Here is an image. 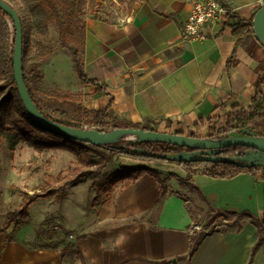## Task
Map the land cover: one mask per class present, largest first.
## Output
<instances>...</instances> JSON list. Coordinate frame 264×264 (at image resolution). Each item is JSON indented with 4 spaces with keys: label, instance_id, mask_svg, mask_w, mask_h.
I'll return each instance as SVG.
<instances>
[{
    "label": "crops",
    "instance_id": "0c3cea01",
    "mask_svg": "<svg viewBox=\"0 0 264 264\" xmlns=\"http://www.w3.org/2000/svg\"><path fill=\"white\" fill-rule=\"evenodd\" d=\"M193 1L135 0L122 16L86 18L84 71L96 80L82 83L86 107L108 106L120 122L203 136L233 106L246 110L264 78V47L253 32L235 35L228 14L206 24L203 37L184 38ZM220 2L243 19L264 4ZM123 166L146 170L126 186L118 181L96 202H77L78 216L59 213L55 201L60 215L48 227L49 202L30 232L20 225L0 233V264H264V242L252 254L260 229L242 214L264 208L262 172L257 179L219 178L182 165ZM148 170L172 175L163 195ZM209 214L228 215L206 225Z\"/></svg>",
    "mask_w": 264,
    "mask_h": 264
},
{
    "label": "trees",
    "instance_id": "16d2710c",
    "mask_svg": "<svg viewBox=\"0 0 264 264\" xmlns=\"http://www.w3.org/2000/svg\"><path fill=\"white\" fill-rule=\"evenodd\" d=\"M27 5L28 13L30 14L34 24L35 32V59L31 61L27 68H23V80L25 86L30 94L31 99L36 104L37 108L47 117H59L66 121L83 123H92L97 130L105 131V126L108 119L112 121L111 129L120 127L141 128L144 130H154L147 123H127L120 122L112 118L108 112V106L99 107L95 110L89 111L84 107L79 99V96L71 92H63L57 88H52L48 91L44 90L42 80L44 73L41 69V63L49 58L51 50L46 41L48 34V24L54 21L58 29V40L60 45L65 48L73 63V69L81 83H95L96 80L89 78L84 71V49H85V19L83 18V3L85 0H23ZM135 0H129L126 8L128 12ZM254 14V13H253ZM8 16L7 13L0 7V18ZM231 19L227 22L232 26L234 33L237 36H243L246 33H252L251 18L243 19L235 14L228 12ZM253 16V15H252ZM233 56V55H232ZM228 59L227 64L229 65ZM0 80H3L0 85V135L3 133H12L16 139L27 142L34 146L37 150L50 148H63L72 151L80 164H77L73 169L76 173L74 178H70L71 172H67L62 176L66 178L62 184H57L54 180L58 176H51L48 180L47 186L40 191L26 192L22 199L20 207L8 214L6 220L0 226V233H4L10 226L12 230L22 225L30 217L29 206L39 197H50L56 193L65 194V187L73 182H79L89 174H82L78 171L83 162H87L88 149L81 145V141L70 139L71 143L67 144L64 139L66 137L50 131L35 122L25 109L18 93L16 83L13 79V62L10 50L0 43ZM9 85L13 90V94L5 93L2 90L3 86ZM258 92L253 96L251 104L246 110H240L238 106H233L231 112L222 123L219 120L213 121L210 125V132L207 136L223 135L232 130H241L243 128H250L255 134H264V78L257 81ZM96 93H101L97 90ZM91 118L88 120V117ZM190 135L196 136L191 133ZM131 147H141L150 151H157L163 153H175L181 150L192 151L191 148L161 142V141H142L130 144ZM242 146H229L224 155L234 154V151ZM109 152V156H103L100 167H103L111 162L112 155L117 153L128 154L133 157H145L148 159H158L152 156H145L141 153L125 151L123 149H116L104 147ZM88 161L93 163V159ZM95 163V162H94ZM182 166L200 170L206 175L219 178H231L240 173L253 172L256 173L263 166L242 167L228 162L217 161H193V162H178ZM144 167H130L117 170L113 172L110 178V184L105 188L109 191L112 186L120 180L122 186L128 185L135 180L143 171ZM153 175L158 183L160 195H163L167 190V181L172 177L171 174L162 175L157 171L148 170ZM117 174V175H116ZM248 215L251 221L260 229V237L252 248V254L264 242V223L256 216L249 213H242ZM228 214H217L212 219L219 218ZM211 222L208 221L206 225ZM193 250V249H192Z\"/></svg>",
    "mask_w": 264,
    "mask_h": 264
},
{
    "label": "rangeland",
    "instance_id": "374dc122",
    "mask_svg": "<svg viewBox=\"0 0 264 264\" xmlns=\"http://www.w3.org/2000/svg\"><path fill=\"white\" fill-rule=\"evenodd\" d=\"M13 6L18 12L22 29H23V68H27L28 64L35 59V32L32 28L34 21L27 10V5L23 0H5ZM129 0H85L83 3V18L92 17H108L110 15L122 16L126 13V8ZM15 38V30L11 19L8 16L0 18V43L10 50L13 54V45ZM46 41L49 44L51 55L47 60L41 63V69L44 73L42 80L44 90L48 91L52 88H57L63 92H71L79 96L80 101L86 107V100L88 97L87 92L83 90L82 83L79 81L73 69L72 59L68 51L63 48L58 40V29L54 21L48 24V34ZM3 80H0V85ZM2 90L5 93L13 94V88L9 85L3 86ZM54 119L62 121L67 124L80 126L84 128H95L92 124L87 122L75 123L66 121L59 117L54 116ZM91 116L88 117V120ZM226 119V118H225ZM225 119L220 120L224 123ZM112 121L108 119L105 126V131L111 130ZM154 130L160 131L156 128ZM242 130V129H241ZM162 131V130H161ZM239 131V130H237ZM227 134V133H226ZM189 135V134H186ZM196 136L204 137L196 133ZM129 137H121L119 140L112 142V144H125L129 141ZM67 144H70V138L64 139ZM81 145L85 146L89 151L87 155V162H83L78 171L82 174H89L87 177L79 182H73L65 187V194L59 192L46 197H39L31 205L32 219L27 220L22 224L23 231L30 232L33 224L38 220L39 213L43 212L42 209L51 202V207L45 213L44 223L48 227L52 226L57 219L59 206L56 207L55 201L60 202L62 205L59 213L67 214L69 212L74 215L78 214V209H75L77 202H84L86 205L98 201L105 188L110 184V176L113 172L121 170L119 164L127 165L137 161L138 163L147 165H166L172 168H178L180 163L169 159H148L145 157H133L128 154L117 153L112 155L111 162L103 167L100 163L103 156H109V152L104 147L107 145H94L81 141ZM93 159V163L88 161ZM95 162V163H94ZM80 164L76 154L72 151L63 148H50L37 150L34 146L27 142H23L15 138L12 133H3L0 135V226L6 220L8 214L18 209L22 203V199L26 192L32 193L33 191H40L47 186L48 180L51 176H60L54 180L57 184L65 182L66 178H62L64 174L72 171V169ZM130 168V167H124ZM264 175V168L259 170ZM77 173V172H76ZM76 173L71 172L70 178H74ZM250 176H254L253 172H244ZM117 175V174H116ZM257 179V178H256ZM87 180V181H86ZM257 182V181H256ZM263 187V183H260ZM74 204V205H73ZM78 205V204H77ZM213 214H209L205 221H209ZM259 220L264 223V208L259 214H254ZM223 219L222 217L216 220ZM213 223L211 224V227ZM12 227V226H10ZM40 229V228H39Z\"/></svg>",
    "mask_w": 264,
    "mask_h": 264
},
{
    "label": "water",
    "instance_id": "95a60500",
    "mask_svg": "<svg viewBox=\"0 0 264 264\" xmlns=\"http://www.w3.org/2000/svg\"><path fill=\"white\" fill-rule=\"evenodd\" d=\"M0 7L11 19L15 30L12 62L13 79L16 83L17 93L25 109L39 125L70 139L94 145H107L110 148L123 149L155 158L169 159L177 162L217 161L228 162L242 167H264V134H255L250 128H243L241 131L232 130L227 134L219 136L201 137L132 127L99 131L95 128H84L67 124L45 116L31 99L23 80V29L20 16L16 9L5 0H0ZM251 27L254 37L264 47V4L254 12L251 19ZM121 137H129L130 140L125 144H112V142L119 140ZM142 141H161L193 150L163 153L146 150L138 146H130V144ZM229 146H242L246 147L247 150L242 154L238 152L234 155L219 154L223 148Z\"/></svg>",
    "mask_w": 264,
    "mask_h": 264
},
{
    "label": "built area",
    "instance_id": "2783aa9c",
    "mask_svg": "<svg viewBox=\"0 0 264 264\" xmlns=\"http://www.w3.org/2000/svg\"><path fill=\"white\" fill-rule=\"evenodd\" d=\"M229 9L220 0H194L191 12L182 25L183 37H203V28L227 16Z\"/></svg>",
    "mask_w": 264,
    "mask_h": 264
},
{
    "label": "flooded vegetation",
    "instance_id": "af4514ba",
    "mask_svg": "<svg viewBox=\"0 0 264 264\" xmlns=\"http://www.w3.org/2000/svg\"><path fill=\"white\" fill-rule=\"evenodd\" d=\"M239 131H241V130H239ZM227 148H228V147H227ZM227 148H223V149L219 152V154H225V152L227 151ZM245 150H247L246 147H241V148L235 150V151H234V154H236L237 152H238L239 154H242ZM234 154H230V155H234Z\"/></svg>",
    "mask_w": 264,
    "mask_h": 264
}]
</instances>
